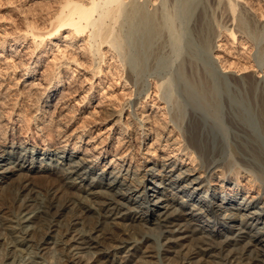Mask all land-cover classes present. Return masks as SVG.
Masks as SVG:
<instances>
[{
    "label": "rangeland",
    "instance_id": "rangeland-1",
    "mask_svg": "<svg viewBox=\"0 0 264 264\" xmlns=\"http://www.w3.org/2000/svg\"><path fill=\"white\" fill-rule=\"evenodd\" d=\"M57 1L0 0V144L15 142L20 146L29 144L28 147L31 149L36 145L43 148L51 146L55 150L66 145L69 151L72 152L75 149L79 158H82L77 160H86V168L92 163L98 165L94 171L95 175L105 168L108 180L112 171H119L123 166V168L139 170L137 172L145 167L141 176L147 169L152 168L153 171L147 175V178L151 180L156 178L155 180L159 182L157 173L163 171L162 163L167 161L166 158L180 157L179 163L183 160L186 164L183 170L187 169L186 167L198 168L200 159L206 164L208 157L199 151L202 148V141L196 135L195 121L190 116V111L199 107L202 99L200 102L196 91H192L194 88L192 82L189 83L187 79L180 76L182 72L189 71V69L184 70L183 63L190 56L188 50L192 46L196 52H199L195 55L199 61V68L207 70L215 81L220 80L224 85L223 89L226 90H223V100L225 99L223 104L218 108L214 106L212 110L242 111L245 115L248 111H257L254 103V89L257 88L256 80L262 78L261 81L263 80L264 83V76L258 78V69L255 64L259 52L264 50V21L259 20L257 16L258 23H255L256 19L252 20L243 11L241 5H245L244 1L240 0L241 5L236 4L235 10H231L226 1L211 0L210 5L203 3L200 8L207 10V16H202L203 18L194 16L191 20L192 24L187 25V18L195 7L194 3L198 0H192L190 10L187 5L185 6L191 11L190 14L186 10L182 11L183 2L164 0V5L160 3V12L162 10L163 22L166 18L167 21L164 22V28L158 34V39L152 41L151 48L145 47L148 49V51L146 49L147 53L143 45L140 46L142 43L137 39L139 37L134 39L130 36V22L125 12L122 11L120 18L113 22V25L115 24V29L113 27L115 31H113H117L120 35V48L119 46L116 49L111 47L114 49L109 50V44L103 42L101 44V50L105 53L103 57L98 52L92 51L95 49L94 45L98 44L93 42L91 31L77 36L70 31L72 29L68 26L65 27L66 29H59V33L52 30L53 25L50 21L59 6ZM201 1L204 2V0ZM252 1L254 4L260 3L259 0ZM128 3L129 0H125L124 5ZM150 9L152 10L153 6ZM30 22L35 24L34 32L41 36L35 37L32 34L33 31L29 27ZM170 22H173L172 26H169ZM243 23L246 25L242 28L240 25ZM201 25H203L204 36L202 37L204 38L201 37L202 39L196 41ZM223 25H229L230 28L240 27L242 30L234 29L236 30L235 35L232 36L231 31H227ZM190 29L193 32L192 36L188 33ZM190 36L193 37L192 39L195 36L197 38L195 37L193 42ZM208 38L213 44L216 41L215 44L221 45L215 47L212 54L208 51ZM220 64L226 65L227 70L220 67ZM261 75H264V72ZM59 77L61 81H56ZM136 113L142 114L143 117L149 114L151 122L137 120L134 118L137 116L134 115ZM247 119L248 122H252L251 117V120L249 117ZM225 123L223 130L226 137L237 132L232 125H229L230 123ZM146 132L149 133L147 137ZM185 146H189V149L194 151L195 161L191 160L190 154H185L187 150H178ZM231 146L232 142L226 144V153H223L225 156L220 155L219 152H213L210 157L219 156L218 158L221 157V160H224L227 168H235L230 165L236 162L238 152L232 150ZM19 155L20 153L15 154V156ZM55 158L58 160V156ZM57 160L53 161V164ZM40 161L37 159L35 164ZM173 166L177 164H172L168 169ZM32 173L34 174L33 182L41 190L43 187L57 183L53 174L51 175L55 179L52 176V178L42 176V173ZM201 174L206 176L203 171L197 172L195 176ZM221 176L222 174L218 171L215 176L207 180V185L211 183L215 185V191L204 189L198 191L197 194H206L209 198L212 197L209 201L215 200L220 204L223 198L224 200L230 197L234 199L236 189L243 191L238 198L244 200V203L257 195V192L249 191L248 178L242 175H232L223 180ZM236 182L242 186H237ZM186 183H190V180L180 182L179 185L182 187ZM196 185L197 183L192 184L189 189H193ZM221 186L225 188L224 191ZM153 193L154 189H151L147 198L155 199ZM167 203L164 201V204ZM152 204L154 205V201H149L147 205L152 206ZM246 204L248 202L244 205ZM154 207H158V203ZM219 208L220 206H217L213 213L203 216L201 223L207 219L214 220V213L221 211ZM254 209L261 212L260 207L250 210ZM249 211L247 213H250ZM189 217L190 215H185L179 219L178 223L181 225L187 223L188 220L185 218ZM93 220V217H88L87 223L91 224ZM232 222L237 226L241 225V219H234ZM228 223L229 220L223 217L212 228L215 229L221 224ZM262 226L264 222L258 224L259 229ZM60 227L62 229L59 224L54 226L55 234L61 233L63 229L61 230ZM178 227L180 226L176 228ZM163 230L154 221L142 223L139 227V231L144 235L140 244L141 249L151 255H158V258L154 257L153 260L158 261L160 257L161 264H184L187 260H185V248L192 244V240L169 242L162 238L165 234ZM250 233L255 234L256 232L253 230ZM179 235L181 234L177 233L171 237L175 239ZM233 237L240 239L236 232H227L216 237V241L219 244L229 242L231 248H242L244 243H241V240H234ZM155 238L160 243H157ZM184 244L185 247L182 248ZM45 246L48 247L43 252L48 261H59V264L60 261H64L66 254L56 249L54 243ZM141 255L142 251H139L136 258Z\"/></svg>",
    "mask_w": 264,
    "mask_h": 264
},
{
    "label": "bare ground",
    "instance_id": "bare-ground-1",
    "mask_svg": "<svg viewBox=\"0 0 264 264\" xmlns=\"http://www.w3.org/2000/svg\"><path fill=\"white\" fill-rule=\"evenodd\" d=\"M178 1L183 2V7L180 6L182 11L186 10L190 14L192 0H177L176 2ZM210 1L198 0L197 3H194L195 7L186 21L187 25H190L194 16H207V10L200 7L203 3L210 5ZM219 1H226L231 10H235L236 4L241 5L240 0ZM242 1L245 4L241 5L243 11L252 20L258 16L259 20L264 21V0H259L258 5L254 4L252 0ZM57 2L59 6L50 21L53 25L52 30L58 31L68 26L72 29L70 31L77 36L83 32L91 31L93 42L98 44L94 45L95 49L92 51L98 52L102 57L105 54L101 50L103 42L109 44V50L116 49L117 46L120 48V35L117 31V33L114 32L115 24L113 25V22L120 18L122 11L125 12L127 20L130 22V36L134 39L138 36L137 39L142 43L139 45H143L145 51L147 48H151L152 41L156 40L164 28V22L167 21L166 18V21L163 22L162 10L160 12L162 3L165 4L164 0H129V3L125 5V0H58ZM186 5L189 10L185 8ZM149 6L150 8L153 6V9H148ZM256 20L255 23H258V19ZM170 23L169 26H172L173 22ZM245 25L243 23L240 27L243 28ZM29 27L35 37L41 36L34 32L36 28L33 22L29 23ZM224 27L227 31H231L232 36L235 35L236 30L234 31V29L242 30L236 26H234L235 28H230L229 25ZM202 32L203 25L199 28L196 41L204 38ZM188 33L193 35L191 29ZM194 34L196 35V32ZM248 35L252 34L248 33ZM194 39H192L193 42ZM155 42L158 43V41ZM207 42H209L208 51L210 54L215 47L221 46L219 43L215 44L216 41L213 44L209 38ZM188 51L190 56L186 53L188 59L183 61L184 66H182L185 71L188 69L189 71L185 73L181 71L183 74L180 76L187 79L189 83L192 82L194 85L192 91H196L200 102L202 99V104L194 108V111H190V116L195 121L196 135L202 141V148L199 151L208 157L207 163L205 164L200 159L198 168L189 169L186 167L188 170H183L186 164L183 163V160L179 163L180 157L166 158L167 161L162 163L163 171L157 173L159 182L155 180L156 178L153 180L147 178V175L153 171L152 168L147 169L142 175L146 176L142 178L140 174L145 170V167L141 170V166L140 172L121 166L119 171H112L108 180L105 168L95 175L94 171L98 165L92 163L86 168V160H77L82 158H79L75 149L72 152L69 151L66 145L55 150L51 146L43 148L35 145L31 149L28 147L29 144L20 146L15 142L12 144L1 143L0 257L2 260L0 264H59V261H48L45 257L43 251L49 246L45 245L49 243H54L56 249L58 248L64 255L66 254L65 259L64 256L62 257L65 264H161L160 257L158 261L153 260L158 255L154 256L146 251L143 252L140 247L144 235L139 231V227L148 221L159 224L165 232L162 238L169 242L192 240V244L185 248V260H187L184 264H264V226L258 228V224L264 222V83L263 80L261 81V77L264 76L261 75L264 72V50L259 52L255 64L258 69V78L261 79L256 80V89L252 87L255 92L254 103L257 111H248V114L246 113L248 116L242 111L212 110L214 106L218 108L219 105H222L225 100H223L224 85L220 80L215 81L207 70L199 68V61L195 56L198 51L196 52L193 46ZM225 66L220 64V67L227 70ZM98 72H101L100 68ZM59 80L61 81V77L56 79V81ZM261 82L262 84H260ZM252 108L254 109L253 106ZM134 115H137L134 118L141 122H151L149 114L144 117L138 113ZM248 117L252 118L251 123L247 121ZM225 122L230 123L229 125H232L237 131L230 135L232 139L228 135L226 137L224 133ZM146 134L147 137L149 133L146 132ZM198 142L200 143V141ZM228 142H232L231 149L238 152L237 163H232L231 160L233 165L230 166H235L232 169L225 166L221 157H210L213 152H219L220 155L226 153ZM178 150H187L185 154H190L191 160L195 161L196 156L193 155L194 151L190 150L189 146ZM16 153H20V155L15 156ZM55 156H58V160ZM223 156L225 155L223 154ZM37 159L41 161L35 164ZM55 160L57 162L53 164ZM172 164H177V166L168 169ZM200 171H203L206 176L202 174L195 176ZM218 171L222 174L221 179L223 180L232 175H242V177L248 178L249 191H255L257 195L247 201L246 205L244 204L247 202L244 203V200L238 198L239 194L243 192L242 190L240 192L239 189H236L234 199L230 197L224 200L223 198L221 204L215 200L209 201L212 197L209 198L206 194L198 195L197 192L204 189L215 191V185L213 183L207 185V180L209 177L215 176ZM32 172L42 173V176L46 177L54 175L57 183L46 188L43 187L41 190L33 182L34 174ZM188 180L190 183H186L182 187L179 185L180 182ZM196 183L197 185L193 189H189L192 184ZM236 184L237 186L241 185L237 182ZM221 187L224 191L225 188ZM151 189H154L152 195L155 196V199L147 198ZM149 201H154V205L158 203V207L155 208L153 204L152 206L147 205ZM164 201L168 203L164 204ZM260 204L263 205L259 206ZM217 206H220L221 211L214 213L215 219H207L201 223V218L208 213H213ZM257 207L261 208V212H258L257 209L250 210ZM248 211L253 214L247 213ZM185 215H190L189 218H185L188 222L183 225L179 224V219ZM88 217L94 218L91 224L87 223ZM223 217H226L229 223L221 224L213 229V225L219 223ZM234 219H241V225L237 226L233 223ZM249 220L252 221L249 222ZM58 224L62 226L63 230L60 227L61 233L55 234L54 226ZM176 225L180 227L176 228ZM253 230L256 232L255 234L250 233ZM227 232H236L240 239L233 237L234 240H241L244 246L231 248L229 242L219 244L216 237ZM177 233L181 235L176 237V240L172 239L171 236ZM156 242L160 243V241ZM185 244L181 245L182 248L185 247ZM139 251H142V255L136 258ZM85 253L87 255H84ZM192 258L196 260H190ZM62 261L60 262L63 264Z\"/></svg>",
    "mask_w": 264,
    "mask_h": 264
}]
</instances>
